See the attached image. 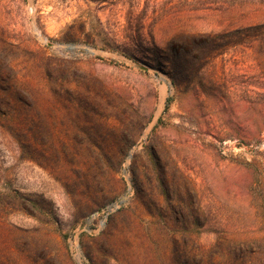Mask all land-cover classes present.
<instances>
[{
    "label": "rangeland",
    "instance_id": "1",
    "mask_svg": "<svg viewBox=\"0 0 264 264\" xmlns=\"http://www.w3.org/2000/svg\"><path fill=\"white\" fill-rule=\"evenodd\" d=\"M117 1L0 0V264H77L75 239L88 264H264V30L200 68ZM199 7L197 33L264 24V0Z\"/></svg>",
    "mask_w": 264,
    "mask_h": 264
},
{
    "label": "trees",
    "instance_id": "2",
    "mask_svg": "<svg viewBox=\"0 0 264 264\" xmlns=\"http://www.w3.org/2000/svg\"><path fill=\"white\" fill-rule=\"evenodd\" d=\"M92 3H110L111 6L118 3L117 0H83ZM140 0H136V2ZM178 3L171 5L167 8L172 0H145L147 3L152 4L153 15H152V32L150 33L151 44L157 47L156 35L163 32V39H177V37L184 36L191 41V50L184 51L185 60H191L193 66L205 67L206 65L212 63L218 56L224 54L226 50L244 43L253 37H249L246 33L251 31H261L264 30V24L258 26H251L242 29H237L235 31L222 32V33H205V32H194L192 27L186 25L190 23L197 15L198 12L203 9L199 7L202 0H177ZM210 10V9H209ZM220 9H215L218 11ZM192 19V20H191ZM141 36V34H138ZM250 38V39H249ZM131 39V38H128ZM90 43L89 39L86 41ZM182 59L183 62H185ZM264 132V125L262 128L251 132L250 140L255 142L258 137L262 136ZM225 242V241H224ZM219 258V260H218ZM211 261H216L217 264L220 263V257L208 256ZM222 260V259H221ZM222 262V261H221ZM227 263V262H226ZM222 263V264H226Z\"/></svg>",
    "mask_w": 264,
    "mask_h": 264
},
{
    "label": "built area",
    "instance_id": "3",
    "mask_svg": "<svg viewBox=\"0 0 264 264\" xmlns=\"http://www.w3.org/2000/svg\"><path fill=\"white\" fill-rule=\"evenodd\" d=\"M70 248L72 252H75L77 264H88L87 261L84 259V256L81 253L79 244L76 239L73 240V242L70 244Z\"/></svg>",
    "mask_w": 264,
    "mask_h": 264
},
{
    "label": "water",
    "instance_id": "4",
    "mask_svg": "<svg viewBox=\"0 0 264 264\" xmlns=\"http://www.w3.org/2000/svg\"><path fill=\"white\" fill-rule=\"evenodd\" d=\"M145 69V68H144Z\"/></svg>",
    "mask_w": 264,
    "mask_h": 264
}]
</instances>
